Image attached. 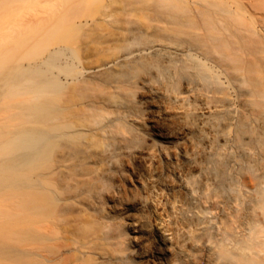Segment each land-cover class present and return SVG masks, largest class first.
Listing matches in <instances>:
<instances>
[{"label": "bare ground", "instance_id": "6f19581e", "mask_svg": "<svg viewBox=\"0 0 264 264\" xmlns=\"http://www.w3.org/2000/svg\"><path fill=\"white\" fill-rule=\"evenodd\" d=\"M261 2L31 1L0 37L41 27L0 54V264H264Z\"/></svg>", "mask_w": 264, "mask_h": 264}, {"label": "rangeland", "instance_id": "374dc122", "mask_svg": "<svg viewBox=\"0 0 264 264\" xmlns=\"http://www.w3.org/2000/svg\"><path fill=\"white\" fill-rule=\"evenodd\" d=\"M31 1L32 0H29L27 2H17V0H0V9H1L0 10V37H4L6 35V33H11V31H9V30H11L12 28H13V31H16V29L18 27L17 22H19V19H21L22 17H25V16L27 17L32 13ZM28 5H30V6H28ZM259 7L264 8V2H261L259 4ZM9 8H11V9H9ZM4 9H8V10L4 11ZM18 9L20 11L17 13ZM30 27H32V28H26V29L21 30V32L23 31V33L20 35V37L14 38V39H7V40L0 42V54L1 53L4 54L6 52L13 50V47H15V45L21 43V40L23 38L25 39V37H29V36L33 37L36 33L41 31L40 30L41 27H39V26L38 27L30 26ZM13 112H14L13 110L7 111L5 109H0V126H1V124H4L6 122L3 120V118H5L8 114H12ZM5 124L7 125V124H12V123H5ZM6 130L9 131L12 129L6 128ZM4 242H5L4 244H6V246L12 247V248L14 247V243L12 241L4 240ZM200 264H204V261L202 260L200 262Z\"/></svg>", "mask_w": 264, "mask_h": 264}]
</instances>
